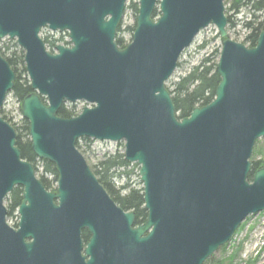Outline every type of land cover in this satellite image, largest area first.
I'll list each match as a JSON object with an SVG mask.
<instances>
[{
  "label": "water",
  "instance_id": "95a60500",
  "mask_svg": "<svg viewBox=\"0 0 264 264\" xmlns=\"http://www.w3.org/2000/svg\"><path fill=\"white\" fill-rule=\"evenodd\" d=\"M126 0H0V39L24 51L31 92L21 101L33 154L57 172L47 191L21 157L14 128L0 116V264L81 260L80 229L95 264H203L240 224L264 210V167L250 157L264 138V30L252 47L227 38L223 0H138L131 41L119 48ZM158 5L159 16L153 11ZM214 25L222 39L214 99L178 118L166 81L182 51ZM67 32L49 52L42 28ZM15 74L0 54V109ZM45 99V101L42 100ZM84 101L72 117L65 102ZM124 142L139 166L146 221L116 206L76 147L77 140ZM22 188L18 228L4 199ZM57 201V203L55 202ZM31 239L26 242L25 239Z\"/></svg>",
  "mask_w": 264,
  "mask_h": 264
},
{
  "label": "trees",
  "instance_id": "16d2710c",
  "mask_svg": "<svg viewBox=\"0 0 264 264\" xmlns=\"http://www.w3.org/2000/svg\"><path fill=\"white\" fill-rule=\"evenodd\" d=\"M127 8H129L133 12V15L136 16L138 11V2H129ZM240 12L249 13L251 15V18L245 21L244 26L240 28H243L245 30V33L248 32L247 36H245L244 38L243 43L248 47H252L256 44L259 33L264 29V0H231L229 6H226L228 31L232 27L233 30L236 29L237 25L234 24V16ZM157 15H159V12L157 8H155L153 16L156 17ZM121 24L122 22L117 28L118 33L121 29ZM134 27L135 22L132 26H128L126 29L129 30L132 34ZM65 35L67 36V34ZM62 38L63 37L61 36L57 40H48L47 38H44L43 40L46 48H49V50L52 52V48L55 47L56 43L61 42ZM115 41L119 48H123L126 46V41L119 35H116ZM16 44H12V47L14 46L15 48H17ZM64 44L68 45L70 44V42L67 41ZM205 46L206 43L201 45L200 49L204 48ZM5 49L6 51H9L10 47L6 46ZM6 51L3 50L2 46H0L1 56L6 59L10 68L15 74V82L11 93L21 104L22 99L32 91L30 88L29 79L26 75V69L23 59L24 52L22 49L19 50V53L17 49H14L11 52L7 53ZM210 55L217 58L219 55V51L215 50ZM215 66L216 61L211 62V58H209V56H206L202 58L198 64L193 65L187 72V74L180 77L179 80L173 84V87L171 89L168 87L178 118L188 116V114L194 107L203 106L209 103L214 98L215 89L220 80L218 74L215 72ZM22 73L25 75L22 76ZM42 100L45 99L42 98ZM57 115L63 118H69L75 116L76 112L74 108H67L62 105V107L58 110ZM0 116L14 128L16 132V145L21 151V157L31 162L35 168V171L37 172V157L31 150L28 121L21 118L19 120V124L12 122L13 119L9 118L3 112V109L0 110ZM82 139L85 143L91 141L89 138ZM78 141L76 142L77 148H79ZM254 156H256V153L254 154ZM42 163L44 173H41L39 175V178L47 189H52L53 183H56L57 181L56 168L52 163L46 160H43ZM130 165L131 164L124 158L123 152H116L114 154L104 155L101 160H99L91 167V169L97 177L99 183L112 196V194L114 195V193H111L113 191L112 185L116 183V180L122 179L125 175H130L131 172L127 170V167ZM132 165L137 166L136 164ZM263 167L264 154L260 158L253 159L251 161V172L248 175V179L252 180L253 172ZM45 174L53 175V180H48L45 177ZM21 189L22 188L20 186H15L12 191L9 192L6 196V198L8 199V214L14 211L16 206L19 204L22 198ZM139 196L140 198L142 197V195ZM136 197V193L131 192L126 198L129 201L126 204L128 208L135 206L139 202L137 201L138 199ZM138 218H140V215H138ZM234 255L235 253L233 254V256L228 257V260H219L215 264H229L230 262H232ZM212 262L213 260L209 258L204 264H210Z\"/></svg>",
  "mask_w": 264,
  "mask_h": 264
},
{
  "label": "rangeland",
  "instance_id": "374dc122",
  "mask_svg": "<svg viewBox=\"0 0 264 264\" xmlns=\"http://www.w3.org/2000/svg\"><path fill=\"white\" fill-rule=\"evenodd\" d=\"M138 2V0H127L125 4V11L122 18L121 29L117 35L123 37L128 44L131 40V32L126 28L134 24V15L133 12L127 8L129 2ZM231 0H224L225 7L229 6ZM234 24L237 25V28L228 34V38L241 41V37L238 35L241 33V29L238 28V21L242 18L241 14L235 15ZM66 33H60L58 31H51L47 28L41 30V37L47 38L48 40H57L61 36L62 41L57 44L65 45L64 43L68 41ZM242 35V34H241ZM0 46L3 47V50L6 51L5 47L9 46L10 49L7 52H11L14 49H21L15 42V40H10L8 38L0 39ZM221 39L215 34V29L212 26H208L201 30L198 35L194 38L192 44L182 52L179 57L177 68L174 70L170 78L166 81V87L172 88L173 84L179 80L180 77L187 74L190 68L193 65L199 63V61L209 56L211 62H217L214 56L210 54L215 50L221 49ZM16 44L17 48L12 44ZM206 43V46L200 49V46ZM67 46V45H66ZM69 46V45H68ZM49 50V48H47ZM55 48H52V52H55ZM50 51V50H49ZM219 57V55H218ZM25 74L22 73V76ZM27 75V73H26ZM84 101H76L75 103L65 102L64 106L67 108H74L76 115L81 111V109L86 106ZM20 103L13 96L11 92L6 95L4 105L1 109L9 117L12 118V122L19 124L21 117ZM26 138V137H25ZM78 150L85 158L88 166L91 168L99 160L103 158L104 155L114 154L116 152H124V143L120 142H110V141H96L91 140L90 142H84L83 139L78 141ZM256 153V156L254 154ZM264 154V138H259L256 140L250 160L258 159ZM131 164V163H130ZM37 172L36 176L38 177L41 173H44L43 167L41 164H36ZM138 166L130 165L127 167L131 173L128 176H124L120 180H116L115 184L127 182L131 185L139 186L142 185L138 175ZM45 177L48 180H53L54 176L51 174H45ZM53 186H56V183H53ZM4 206L8 207V199L5 197ZM15 217L11 216L7 219L9 224H13ZM226 246L218 248L209 258L213 260L210 264H215L219 260H228L230 256L234 255L232 262L229 264H264V213L254 214L248 216L235 231L234 235L231 237L229 242L225 244ZM208 258V259H209ZM207 259V260H208ZM206 260V261H207ZM206 261L204 263H206ZM203 263V264H204Z\"/></svg>",
  "mask_w": 264,
  "mask_h": 264
},
{
  "label": "flooded vegetation",
  "instance_id": "af4514ba",
  "mask_svg": "<svg viewBox=\"0 0 264 264\" xmlns=\"http://www.w3.org/2000/svg\"><path fill=\"white\" fill-rule=\"evenodd\" d=\"M223 3H224V0H223ZM224 7H225V4H224ZM138 8H139V6H138ZM137 13H138V11H137ZM238 14H241L242 15V18L239 19V21H238V27H242V26H244V22L247 21V20H249L251 18V15L249 13H243V12H240ZM238 14H236V15H238ZM225 16L227 18V15H226V7H225ZM235 18H236V16H234V20H235ZM135 21H136V16H134V22ZM232 28H230V30L228 31V22H227V25H226L227 38H228V34L230 32H233V29ZM236 28H237V26H236ZM240 29H241V33L238 36L241 37L242 40L241 41L234 40V41L243 43L244 38H245V36H247L248 32L245 33V30L243 28H240ZM263 30H261V31H263ZM217 36H218V31H217ZM231 40H233V39H231ZM244 45L246 47H248L246 44H244ZM217 58L219 59V57H217ZM217 58H216V60H217ZM217 62H218V60H217ZM217 62H216V65H217ZM177 64H178V62H177ZM215 68H216V66H215ZM42 161L43 160H40V159L37 158L36 164H41L42 167H43ZM38 178H39V176H38ZM40 181H41V179H40ZM56 185H57V181H56ZM43 186H44V184H43ZM44 188L47 191H51V192H54L56 190V186H53L52 189H47L45 186H44ZM112 189H113V191L111 193H114V195L112 194V196H111L109 192H107V191L106 192L108 193L109 197L114 201V203L116 204V206L120 207L124 212H133L134 213V220H133L132 227H137V226L143 224L146 221V218H147V211L144 208L143 188H142V186L139 185L137 187V186L131 185L129 183H121V184H115L114 183L112 185ZM131 192H135L136 193V195H137L136 198L138 199L137 201H139V202L135 206H132V207L128 208L126 206V204L129 201L126 198L129 196V194ZM139 195H142V197L140 198ZM21 197H22V189H21ZM21 201H22V198H21L19 204L16 206L15 210L12 211L10 214H8V207L6 208L7 209L6 221L11 216H14L15 217V221H14V223L12 225L7 222L14 229L18 228V222H19V219H20V216L18 214V208H19V206L21 204ZM55 202L57 203L56 200H55ZM138 215H140V218H138ZM141 215H142V217H141ZM79 234H80L79 235V238H80V241H81L80 247H77V244L78 243H77V241L74 238H70L69 239L70 244H69V247L68 248H69V250H70L71 253H76L75 248H80L79 249V255H80V257L82 259L81 260L72 261V262L67 263V264H95V263L89 262L90 255L87 254L86 249L87 248H100V246H98V245H88V242L90 241V238H91V233L89 232L88 229H86V228L80 229ZM30 240L31 239H29V238L28 239H25L26 242H29ZM56 264H58V263H56Z\"/></svg>",
  "mask_w": 264,
  "mask_h": 264
}]
</instances>
